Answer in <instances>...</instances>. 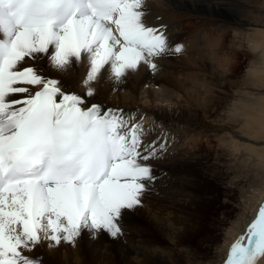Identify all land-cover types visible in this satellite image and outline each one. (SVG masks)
Returning <instances> with one entry per match:
<instances>
[{"label": "snow or ice", "instance_id": "6c2138e0", "mask_svg": "<svg viewBox=\"0 0 264 264\" xmlns=\"http://www.w3.org/2000/svg\"><path fill=\"white\" fill-rule=\"evenodd\" d=\"M152 13L151 0H0V264H43L27 253L45 242L74 247L85 232L92 240L122 237L125 214L155 190L150 161L167 145L145 143L146 114L137 120L139 107L91 101L94 82L106 79L117 91L130 74L158 76L184 52ZM85 62L82 94L45 73V65L63 74ZM261 258L264 203L223 264Z\"/></svg>", "mask_w": 264, "mask_h": 264}, {"label": "bare ground", "instance_id": "6f19581e", "mask_svg": "<svg viewBox=\"0 0 264 264\" xmlns=\"http://www.w3.org/2000/svg\"><path fill=\"white\" fill-rule=\"evenodd\" d=\"M226 2L231 4V10L217 6ZM151 4L153 22L157 23L156 15L161 16L158 23L169 25L171 42L182 43L184 52L169 57L158 76L147 71L130 74L117 91L106 79L94 82L91 86L97 93L91 101L131 111L139 107L137 120L141 113L146 114L144 126L151 130L145 133V143L155 141L157 148L160 143L167 145L166 151L150 161L156 169L155 190L145 195L144 207L125 214L122 237L112 239L101 234L92 240L85 232L74 247L62 243L58 248H48L45 242L35 252L27 253L39 256L43 264H180L181 257L194 258L197 251L188 244L200 228L203 195L197 181L198 170L192 167L202 163L200 145L207 143L209 147L218 139L223 146L226 142L238 145L239 151L246 149L264 158V147L256 146L257 139H249L250 144L235 130L237 124H250L248 133L264 138V103L253 121L245 116L250 114L247 102L241 106L228 103L230 107L227 105L225 110L229 111L220 113L228 92L237 84L241 62L244 57L250 58L251 49L261 51L264 63V0H211V4L205 0L198 6L192 0H177V7L169 6L166 0H151ZM179 11L183 19L178 18ZM86 70V62L63 74L45 65L47 75L59 78L66 90L81 94L85 89L80 81ZM262 77L250 79L262 85ZM237 93L246 95V88ZM237 109L242 113L239 120L232 116ZM213 122L218 125L215 127ZM155 125L160 128L158 134ZM207 130L211 133H205ZM261 203L264 199L242 217L236 231L229 232L221 249L223 255L215 264H223L231 243L244 233ZM258 264H264V258Z\"/></svg>", "mask_w": 264, "mask_h": 264}, {"label": "rangeland", "instance_id": "374dc122", "mask_svg": "<svg viewBox=\"0 0 264 264\" xmlns=\"http://www.w3.org/2000/svg\"><path fill=\"white\" fill-rule=\"evenodd\" d=\"M180 14L181 16H179ZM178 18L183 19L180 11ZM180 22L182 23V21ZM184 23H187L186 20ZM247 48L250 51L248 46ZM250 52L251 56L248 60L243 56L242 65L235 78L237 84L228 92L220 113L227 109L228 103L234 102L241 106L247 102L250 114L245 116H250L253 121V118L260 114L261 106L264 103V84L258 85L254 79L250 78L261 75L264 80V63L259 55L260 50L251 49ZM240 88H246V95L237 93ZM225 111L227 112L229 109ZM213 124L215 127L218 125L216 122ZM209 125L211 126L212 123ZM250 127V124L240 123L235 126V130L245 136L250 144L252 143L249 139L255 138L257 139L256 146L264 147V138L260 139L249 134ZM154 130L158 134L159 126L155 125ZM205 133H211V131L207 130ZM252 134H254L253 130ZM262 136L264 137V132H262ZM192 139L193 136L189 137L187 141ZM218 141L216 139V144L212 143L209 147L206 145L207 143L200 145L201 149L198 152L202 156V163L196 165L195 168L192 167V169L197 168L198 170L197 181L203 195L198 218L200 228L188 244L190 248L197 251V257L196 255L194 258L181 257L180 264H201V261L215 264L217 258L223 255L221 249L226 243L229 232L236 231L242 217L248 211L254 210L255 206L264 199V158L258 157L246 149L232 152ZM188 146H191L190 143ZM205 169L206 173L203 174L202 170L205 171Z\"/></svg>", "mask_w": 264, "mask_h": 264}]
</instances>
